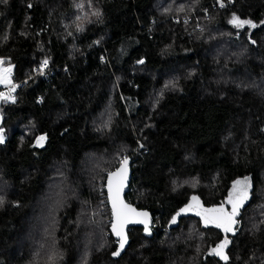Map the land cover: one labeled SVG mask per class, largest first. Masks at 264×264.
Listing matches in <instances>:
<instances>
[{
	"label": "trees",
	"instance_id": "obj_1",
	"mask_svg": "<svg viewBox=\"0 0 264 264\" xmlns=\"http://www.w3.org/2000/svg\"><path fill=\"white\" fill-rule=\"evenodd\" d=\"M223 4L0 0V59L19 84L0 99V264H264V0ZM125 157L127 200L154 229L113 256L105 181ZM246 175L234 235L189 211L169 227ZM225 238L227 260L211 251Z\"/></svg>",
	"mask_w": 264,
	"mask_h": 264
},
{
	"label": "snow or ice",
	"instance_id": "obj_2",
	"mask_svg": "<svg viewBox=\"0 0 264 264\" xmlns=\"http://www.w3.org/2000/svg\"><path fill=\"white\" fill-rule=\"evenodd\" d=\"M220 6L223 7V0H218ZM31 7V5H28ZM82 7V5H81ZM180 11H183V6H181ZM94 15H99V13H93ZM235 27L240 28L244 25H251L256 27V25L251 20H241L238 16L233 14L232 20L230 21ZM254 43V41H253ZM143 63V61H139ZM4 61L0 59V83L10 85V92L15 89V85H11V67H3ZM48 61H43L42 67L47 66ZM10 95H5L0 93V99H9ZM46 139L45 136H40L37 138V144L43 146V141ZM4 142V137L0 134V143ZM127 160L125 157L121 162V166L115 171L108 173L107 177V188H108V199L112 205V231L119 238V247L116 251L112 253L113 256L120 255V251L124 248L127 243V235L125 234V226L128 223H141L145 225V231L148 232V213L139 212L129 204H125L121 198V193L125 187V182L127 180ZM251 184L249 178H245L244 181L237 180L233 184L232 191L229 192L227 199L219 206H214L210 208H205L199 202V198L193 196L192 202L182 208L180 212H177L171 218V223H176L177 217L183 212L195 211L197 216H200L205 225L214 224L215 227L222 229L225 233L235 231L234 226L238 223L236 217L240 214V209L243 207L244 203L249 199V189ZM3 204L2 198H0V205ZM224 204L231 206V210H227ZM229 241L227 238L221 243L216 245L212 249V253L220 256L221 259L227 260L228 257L224 253V249L227 247Z\"/></svg>",
	"mask_w": 264,
	"mask_h": 264
},
{
	"label": "water",
	"instance_id": "obj_3",
	"mask_svg": "<svg viewBox=\"0 0 264 264\" xmlns=\"http://www.w3.org/2000/svg\"><path fill=\"white\" fill-rule=\"evenodd\" d=\"M127 158H128V160H127V180H126V182H125V187H124V189H123V191H122V193H121V198H122V200L124 201L125 204H129V205H131V206H132L133 208H135L137 211H139V212H147V213H148V218H147V220H148V229H149V231H148V232L145 231V225H144V224H141V223H128V224L125 226V229H124L125 234L127 235V243L125 244L124 248L120 251V253H121V252H124V251L129 247V245H130V231H131L133 228H135V227L142 228V229H143V231H142L143 235H145L146 237H152V236H153L154 220H155V217H154L153 213H152L150 210L145 209V208H139L136 204H134V203H132V202H130V201L127 200V194H128V193L131 191V189H132V188H131V183H132V179H133L132 159H131V157H127ZM120 166H121V163H120L115 169L111 170L110 172H115ZM110 172H108V173H110ZM107 177H108V174H107V176H106V181H105V183H106L107 199H108ZM192 197H193V196H192ZM191 201H192V198H191ZM191 201H190V202H191ZM199 202H200V204H202L205 208L214 207V206H205L204 203H203V201H201L200 199H199ZM108 203H109V205H110V207H111V211H112V205H111V202H110L109 199H108ZM219 205H220V204H219ZM219 205H216V206H219ZM183 214H184V213H181V215L177 217V221H176V223H174V224L171 223V220H170V222H169V227L176 226V225L178 224V222H179L180 217H181ZM175 215H176V214H175ZM173 216H174V215H173ZM173 216H172V217H173ZM112 219H113V217H112ZM110 230H111V233L113 234L115 240L118 242V239H119V238H118V237L113 233V231H112V223H111V226H110ZM118 247H119V243H118ZM117 249H118V248H117Z\"/></svg>",
	"mask_w": 264,
	"mask_h": 264
},
{
	"label": "rangeland",
	"instance_id": "obj_4",
	"mask_svg": "<svg viewBox=\"0 0 264 264\" xmlns=\"http://www.w3.org/2000/svg\"><path fill=\"white\" fill-rule=\"evenodd\" d=\"M3 67H5V68H8V67H11V69H12V64H10V63H4L3 64ZM10 79H11V84L13 83V80H12V77L10 76ZM0 86H4V87H10V85H6V84H3V83H0ZM0 134H2L3 135V137H4V139H5V137H6V135H5V133L2 131V129L0 128ZM249 178V182H250V184L252 185V181H251V177L249 176V175H246V176H244V177H241V179H238V180H240V181H244V179L245 178ZM237 181V180H236ZM233 189V188H232ZM250 190H251V187H250V189H249V196H250ZM232 191V190H231ZM247 202V201H246ZM245 202V203H246ZM244 203V204H245ZM226 206H228V204H226ZM230 206V205H229ZM230 209H231V206H230ZM189 233H186V234H183V237H185V236H187V237H190V235H191V233H192V229L191 230H189L188 231ZM167 240H169V238L167 239ZM225 240V239H224ZM228 240V239H227ZM229 241V240H228ZM230 242V241H229ZM170 243H171V241H170ZM229 244V243H228ZM215 248V247H214ZM225 250H226V248L224 249V253H225ZM212 251V250H211ZM212 254H214V253H212Z\"/></svg>",
	"mask_w": 264,
	"mask_h": 264
},
{
	"label": "flooded vegetation",
	"instance_id": "obj_5",
	"mask_svg": "<svg viewBox=\"0 0 264 264\" xmlns=\"http://www.w3.org/2000/svg\"><path fill=\"white\" fill-rule=\"evenodd\" d=\"M224 207H225L227 210H229V211L231 210L229 205L226 206V204H224ZM189 212H190L191 214H195V215H196V212H195V211H189ZM238 216H239V215H238ZM238 216L236 217L238 223L234 226V229H235L234 233H233V232L225 233L222 229L217 228V227H216V228L219 229V230H221V231L224 233L225 237H230L231 235H234L235 232L237 231V229L239 228V217H238ZM198 217L200 218V222H201V225H202L203 228L209 229L210 227H215L214 224H208V225H205L204 222H203V220L201 219V217H200V216H198ZM153 229H154V227H153ZM142 231H143V229H142Z\"/></svg>",
	"mask_w": 264,
	"mask_h": 264
},
{
	"label": "built area",
	"instance_id": "obj_6",
	"mask_svg": "<svg viewBox=\"0 0 264 264\" xmlns=\"http://www.w3.org/2000/svg\"><path fill=\"white\" fill-rule=\"evenodd\" d=\"M45 68H46V66L42 67L41 71H44ZM11 85H15V89L13 91L10 92V87L7 88V87L2 86L0 88V93H4L6 96L10 95L11 98H14L15 97V90L18 88L19 84L13 81V83Z\"/></svg>",
	"mask_w": 264,
	"mask_h": 264
}]
</instances>
